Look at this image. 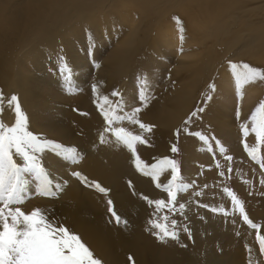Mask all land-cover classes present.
Here are the masks:
<instances>
[{"label":"bare ground","instance_id":"bare-ground-1","mask_svg":"<svg viewBox=\"0 0 264 264\" xmlns=\"http://www.w3.org/2000/svg\"><path fill=\"white\" fill-rule=\"evenodd\" d=\"M251 1L254 0H0V92L5 98L12 95L18 97L21 110L27 117L28 130L40 140L54 141L66 148L75 149L76 153L75 160L65 159L50 148L35 153L39 163L48 173V179L51 181L50 190L53 194L42 195L40 182L35 176L31 173H23L26 183L21 193L24 200L20 205L22 211L27 214L34 209H40L55 225H63L78 234L95 257L102 261V264H111L114 256L119 257L120 251L135 257L143 252L140 237L143 235L142 231H149L146 219L150 218V214L154 212V203L150 204L149 201H155L151 198L147 200L148 195L145 198L144 191L149 188L148 185H144L147 182L142 184L141 177H135L134 174L133 176L131 171L128 176L132 175L135 178L132 179L137 183H135L137 189L134 188L136 190L132 195L126 192L128 189L125 186L120 185L122 182L118 183L120 176L122 177L127 171V169L124 170L122 162L129 149L122 143H118L111 131L107 133L106 128L101 130L99 126L102 124L98 127L94 126L100 121L93 111L85 117L73 115L70 109L71 99L68 103V100L62 99L60 93L58 94L60 85L68 86L70 81L60 82L61 80L57 79V77L61 78L60 73L54 75L55 78L52 76L55 72L54 64L62 62L60 55L66 53L69 62L74 64L76 70V66L80 67L81 65L78 64L82 62L81 59L75 60L77 55L71 48L72 39L79 40V35L86 30L95 34L96 39H98L97 36L101 38L100 34L106 33L105 31L109 29L106 26L110 25L113 29L110 36L114 38L120 32L122 35L119 41L111 43L112 49L103 58L101 71L98 72L94 84L96 89L101 90L102 96H107L109 99L113 92L122 87H124L122 91L125 88L129 91L131 83H128L126 77L130 70L140 66H150L156 70L159 61L166 60L171 64L169 59L176 57L175 68L171 71L170 79H178L176 81L180 82L173 83L171 88L167 91L165 89L166 92L160 97L157 93L153 99L148 98L147 102L139 107L140 111L136 113L140 123L151 125V130L145 131L139 127V124L129 120L123 126H119L141 135L146 143L149 138L153 140L152 136L158 138L157 133L156 136L153 135L156 131H162L159 136L167 134L166 136L169 137L166 138L171 140L172 128L191 113L189 111L196 96L192 88L196 84L190 88L189 82L199 83L210 72V57L199 54L196 46L200 44L203 47L204 43L211 40L208 43L212 45L213 51L218 50L214 53H218L221 59L225 57L235 64L243 60L248 62L249 59L254 58L252 51L259 47L256 45L264 38V0L261 5L257 4L258 6H252ZM190 7H195L202 16L203 23L198 25L197 30L205 33L203 38H194L190 35L188 42L184 37L181 40L182 35L187 36L185 31H181L184 27L169 25L173 18L168 19L166 17L168 15H164L175 13L179 16L177 18L182 19L186 13H189ZM138 11L141 15L136 13ZM147 16L151 18L150 22L142 19ZM145 21L148 23L143 29L140 25ZM109 34L110 32H107L103 36L110 37ZM228 53L230 55H227ZM159 58L160 60L157 61ZM220 62L221 60L214 62V65L221 69L217 72V80L215 79L217 89L211 102L217 104L218 111L224 109L222 101L227 100L228 97L229 100H233L232 96L236 91L233 69L228 71L230 67L220 65ZM252 62L250 63L257 64L253 60ZM44 70L45 74L42 72ZM30 72L41 75V79L35 80ZM151 77L153 76L147 79ZM70 78L74 84L75 77ZM184 79L188 81V83L186 81L187 84L182 81ZM258 82L243 86L242 91L246 100L243 110L252 109L251 107L264 97V81ZM105 92L107 93L104 94ZM126 94L129 92H122L121 98H126ZM87 98L80 97L77 100L80 109L84 110V107L88 106ZM70 114L73 120L71 123L74 126L68 123ZM211 116L203 117L210 119L209 126L213 127L210 128L211 130L217 128V130L226 131L232 137L236 134L233 130V117L230 114L218 112L216 116ZM0 120L8 126H12L15 121L14 109L9 108L6 99L0 107ZM163 131L169 133H163ZM158 140L154 139L151 146H147V150L156 149L157 156L164 154L167 144L160 147L157 143L160 140ZM142 145L144 144L135 145L136 156L134 157H138L139 162L145 166L151 163L152 156L149 153L148 160L142 154ZM179 145L181 146L180 143ZM183 147V159L186 160L187 156L192 155L195 147L190 143L185 145L184 142ZM14 158L18 163H23L19 157ZM128 162L131 164V160L128 159ZM125 163H127L126 160ZM74 173H80L86 180L82 181ZM124 177L126 178L127 175L123 176L121 181ZM93 182L107 189V193L98 197L93 191L96 188H92V191L86 190V185L90 186ZM148 191L150 193V189ZM27 197L30 199L26 200ZM109 200L112 201L113 211L121 218V223H117L109 211ZM210 223L200 228L195 226L197 230L192 231L196 232L197 236L204 234L203 232L213 233L219 230L214 229L213 224L210 225ZM244 233L246 235V232ZM235 235H232L235 239L233 242L235 258L229 259L228 263L251 264V258L254 259L255 256L244 245L248 243L247 237L242 234H240L241 237ZM198 240L202 243L198 242L201 244L191 255L190 260L193 261L190 264L222 261L216 257V254L214 256L212 251L210 252L211 248L208 242L204 241L205 239L198 238ZM115 247L117 248L113 253ZM162 257L163 255L157 259L152 258L148 262L145 259L143 262L136 259L134 262L135 264H162Z\"/></svg>","mask_w":264,"mask_h":264},{"label":"rangeland","instance_id":"rangeland-1","mask_svg":"<svg viewBox=\"0 0 264 264\" xmlns=\"http://www.w3.org/2000/svg\"><path fill=\"white\" fill-rule=\"evenodd\" d=\"M250 4L252 6H255L257 4L261 5L262 0H254L251 1ZM188 11L189 13H186L184 17H182L183 20L181 18H178L179 23H177V20L174 19L176 15L175 13L172 14L168 13L165 14L164 16L168 15L166 16L168 17V19L173 18V21L171 20L169 22L170 23L169 25H179V26L182 25L185 28V29L183 28L184 29L183 31H185L184 32L185 34L187 33L186 34L187 36H183V35L182 36L186 38V40L189 42L191 36L194 38H198V37L203 38L205 32L204 31L199 32L197 30L198 25L200 23H203L202 21L203 18L199 14L198 10L195 7H190ZM136 13L141 15L140 11ZM177 17L179 16L176 15V18ZM142 19L148 20V22H150L151 18L147 16V17H142ZM194 19L198 21L196 22ZM192 20L195 25L191 23ZM148 22L145 21L143 22L144 24L142 23V25L140 26H143L142 28L144 29V25H146ZM209 26L210 28H212L211 25ZM106 28H109L105 31L106 33H103L102 35L100 34V36H102L101 37L102 39L99 36H97L98 39H96L95 38L96 36L94 37L95 34L93 35V33H91L90 30H86L83 32V34H80L79 35L80 37H78L79 40L77 38L72 39L73 45L71 44L72 45L71 48H73L72 50L74 51V54L77 55L75 60L81 59L80 61L82 63L78 64L81 66L79 67L75 65L76 66V70H75L74 64L69 62V58L67 57V54L63 53V55L62 54L60 55L62 62L60 63L58 62L57 64H54L55 67L54 66L53 67L55 72L52 73V76L54 78H55L54 75L58 73L61 74L60 75L61 78L57 77L58 80H61L60 82L65 83L70 81L68 86L65 85L64 87L63 85H60L58 94L60 93L59 95L62 96V99L68 100V103H69V99H71L70 109L73 115L77 117H85L89 112L93 111V113L97 116L98 121H100V123L96 122L94 126L98 127L100 124H102L99 126L101 130L105 128L109 129V127L118 128L119 126H123L124 124H126L128 121L127 119H124L122 121H116L111 126H109L104 119L102 110L99 108V105L103 103L102 102L103 93L101 92L100 89H96L95 92L93 91L95 78L98 75V72L101 71L100 69L102 68L101 64L103 58L112 49L111 43L117 40L119 41L122 35L120 32L119 34L116 35V37L113 38V36H110L112 35V31H113V29H111L112 27L110 25H107ZM212 30L213 29H211V31ZM107 32L108 33L110 32L109 36L111 38L103 36L104 34H107ZM261 40L262 41L261 42L259 41V43L260 44L262 43V45H259V43L258 45H256L257 47L262 46L261 49H259L258 47L256 49L257 51L256 50L252 51L254 53V58L249 59L250 61L248 60V62L246 60H245L246 62L243 60L239 62L240 64L237 63V65H242L247 63L252 67L264 69V48H263L264 38ZM209 41L211 40H208L206 43H204L203 47H201L199 43H198L199 45L196 46V48L199 49L198 51L199 54L210 57L211 63H210L209 74L204 76L199 83L189 82L190 88L196 84V86L192 88L194 90L192 92H194L196 96H194V100H193L194 102L191 105V109H190L191 111H189L191 113L187 114L186 117H184L178 124H176L174 128H172L170 132L172 136L171 140H168L166 138L169 137L166 136L167 134L162 135V137L159 136L162 134V131L154 132L153 135L157 133L156 135L158 138L152 136L153 140L154 139L158 140L159 137H161L159 139L160 141L158 140L159 142H157L159 143L160 147L163 144L167 143L164 154L162 155L159 154L157 156L156 149L147 150L148 149L147 146L148 145L151 146V143L153 141L152 139L149 138L147 139L148 144L144 143V145H142L141 152L145 157H147L148 160H149V153L151 154L152 156L151 163L145 164L144 166L141 162H139L140 168L138 169L135 165L136 158L134 157L133 153L130 152V150L126 152L125 154L126 158H124V161L122 162L124 163L123 164L125 168L124 170L127 169V171H125L127 173L124 172L125 174L123 173L122 177L120 176L118 183L122 182L120 183V185H123L126 187V189H128L126 191L124 190L125 189L124 187L123 189L124 191L132 195L133 191L137 189V187L135 186L136 181H134L135 178L132 177V175L134 174L135 177L138 178L141 177L140 180L142 184H144V182H147V184H144V185H148L147 187H149L144 191V193H146L144 194L145 198L147 197V195L149 197L146 198L147 200L150 198L155 201L159 199H163L165 200L166 204L168 203V194L164 190V186L167 185V183L171 180V170L166 169L156 179H153L152 175L145 173L146 172L151 173L152 166L159 164L160 161H162L165 157H167L170 160L176 161L179 166V179L176 181L177 188L174 189L176 191L175 202L174 204L165 207L160 212H157L156 206L154 204L153 211L155 213L153 212V214H150L149 216L150 218L146 219L148 223L145 221L146 226L149 228V231L148 232L142 231L143 235L140 237L144 251L141 252L136 257L131 255L134 261L138 259L136 261L143 262L144 261L143 259H145L146 262H148L152 258L157 259L161 255H163L162 264H190L192 263L191 261H193L190 260L191 255L194 254L196 248H198L202 243L200 240H198L199 238L201 240L205 239L204 241L208 242L207 244H209V247L211 248L209 249L210 252L212 251L214 256L216 254V257L222 260L219 263L211 262L208 264H229L228 263L229 259L235 258V246L233 243L235 239H233L232 235L236 234L237 237H241L242 235L247 237L249 244L247 243L244 245L246 248H249L250 253L254 254L255 256L254 259L251 258L252 260L251 264H264V254L260 252V247L257 240L258 234L264 236V141L257 140L255 133L251 132L250 120H249L251 113L254 111L256 106H258V104L262 100H264V97L260 98V101L257 102L258 104L256 103L251 107L252 109L247 110L248 112L246 110H243V107L245 106L244 104L246 102L245 94L242 91V98L244 97L243 100H245L243 103L242 98L237 95V89L233 93L232 96L233 100L232 99L229 100L230 98L228 97L227 100L229 101L227 100L222 101V104L224 106V109H221L222 111L221 110L218 111L216 103L213 102L214 105H212L213 103L211 102L214 99V95L217 89V86H215L217 80V74H218L217 72L219 71L218 69H221L218 68L217 65H214V62H219V60H221L220 65H226V67H230V64H235V63L232 62L231 60H227V58L225 59V57L221 59L218 53H214L218 50L213 51L212 45H209L208 43ZM133 47H135V45ZM155 49L157 48L155 47ZM227 55L230 54L228 53ZM159 60L160 58L157 59V61ZM252 60L257 62V64H251L253 63ZM169 61H171L172 63L171 64L169 62L167 63L166 60L165 62L159 61L160 62V63L158 62L159 69L157 68L156 70L150 66H140L137 67L135 70L132 69L129 72H127L126 79L129 84L131 83V88L129 89V91H126L125 88L124 91L129 92V94H126V98L122 99L121 93L124 92L122 91L124 87H122V89H118L116 91L118 93L121 91L119 93L120 96L117 95L116 97L112 95L113 97L111 96V98H109L110 99L109 101L111 102V107L115 108V112L117 115L119 116L131 115L135 109L139 108L141 105H143V103L147 102L148 98L153 99L155 94L157 93L159 94L160 97L164 92H166L171 88L173 83L176 84L180 82V81H176L178 79H173V80L170 79L172 75L171 71L175 68L174 63L176 61V57H171ZM65 65L68 68L67 72L64 71ZM72 65H73V69H72ZM230 69L232 70V68L230 67L228 71H230ZM240 70H241L240 68L236 69V71H240ZM42 72H44L43 74H45V70ZM30 73L32 74V77L35 78V80H38L41 76L35 74L34 72H30ZM149 76H153V77L147 79V77ZM70 77L72 78L75 77L76 82L74 84H72ZM182 81L186 83L187 80L184 79ZM210 85H214L215 86L214 89L211 88ZM141 91H143L145 97H147L146 101L141 100L140 98ZM106 93L107 92H105L104 94ZM80 97L90 98V99L87 98L89 107L88 106L84 107L85 108L84 110L80 109L79 104H77L78 103L77 100ZM159 97H155V98H159ZM108 107H110V105H105V108ZM237 108H239V112H240L239 118H237L236 115ZM199 109H203V111H199ZM193 112L196 113L195 116L192 115ZM218 112H225L233 117L232 120L233 130L236 131V134L233 137L229 135L226 131L217 130V128L215 130H211L210 128L213 127L209 126V124H211L209 121L210 119L207 120L206 118H203V117H212L211 115L216 116V113ZM69 122H70L69 125L74 126L71 123L73 122L71 114L68 117V123ZM243 124L249 125V132L247 136H245L243 131L241 130V125ZM106 132L110 133V130H106ZM163 133H169V132L163 131ZM201 135L206 137L207 139L201 140L200 139ZM183 142L185 145L190 143L192 144V146L195 147L192 155L187 156L188 159L186 158V160L183 159V155H184ZM179 143L181 144V146L179 145ZM245 145H247V148L245 147ZM173 147L177 149L176 152L172 151ZM253 148L256 149L255 159H253L252 155H250V152ZM131 155L134 159L131 157ZM128 159L129 161L131 160V164L130 162H128ZM125 160L127 163H125ZM190 165L192 167H190ZM190 170H192V172H190ZM130 172L132 175L128 176ZM126 175L127 177L126 178L124 177V179H122L121 181V178H123V176ZM205 177L208 178L205 179ZM157 183H160L161 187H157ZM86 187H87L86 190L88 191H92V188H95L92 186L90 187L88 185H86ZM149 189H150V193L148 191ZM93 191L95 193L94 192L92 193H94V195L96 194L95 196L98 197H101L105 194L101 192L99 193V191L96 189L95 190L93 189ZM233 196L243 204L244 213L249 217V219L252 222L260 225L259 229H254L247 222H245L242 214L239 211V207L233 202ZM28 198L29 197H27L26 200H28ZM22 201L24 202V200ZM20 205H22V202L17 205H13L12 207H20ZM180 205H183L184 207L181 209ZM163 215L168 216L169 223L172 220L176 221V227H175L176 239H172L169 237L166 238L164 241H161L157 238L156 235L153 234V232H155L156 230L151 227L150 221L159 220V217ZM189 215L192 217L194 216L193 220L191 219L192 217H188ZM208 223H210V225L213 224L212 226H214V229H219V230H215L213 233L203 232L204 234L201 235L198 234L197 236H196L197 233L192 231L193 229L196 228L195 226H197V228H200V227H204L205 225H208ZM240 226H243L248 230L246 231L244 230L245 228L243 229ZM243 231L246 232V235ZM196 237L198 238L196 239ZM199 241L201 243H198ZM195 245L197 246L195 247ZM192 246L194 247V249ZM117 247L113 249V253L116 251ZM128 257H129V253L126 254L120 251L119 257L114 256L111 264L132 263L131 261H129Z\"/></svg>","mask_w":264,"mask_h":264},{"label":"snow or ice","instance_id":"snow-or-ice-1","mask_svg":"<svg viewBox=\"0 0 264 264\" xmlns=\"http://www.w3.org/2000/svg\"><path fill=\"white\" fill-rule=\"evenodd\" d=\"M179 23L178 18L174 17ZM181 31L183 29L181 28ZM183 40V36H181ZM235 77L237 95L242 98V89L246 84L255 83L256 81H264V69L252 67L245 63L242 65L230 64ZM240 68V71H236ZM64 71L68 68L65 65ZM214 89V85H210ZM93 91H96V86L93 85ZM113 96L119 95L118 92H113ZM141 100H147L143 91L140 94ZM210 98V97H209ZM6 102L9 108L14 109L15 121L12 126L6 125L0 120V264H102V261L95 257L89 247L81 240L80 236L63 225H55L51 222L40 209H34L30 213H25L19 207H12L22 202L21 193L24 191L23 173H31L40 182L41 194L52 195L50 190L51 181L48 179V173L45 168L39 163L35 153L43 152L44 149L50 148L53 152L64 156L65 159L75 160V149L66 148L63 145L51 140H40L36 135L28 130L27 117L21 110L18 102V97L12 95L5 98L0 92V107ZM105 105L110 107L105 108ZM106 123L111 126L116 121L124 119L132 123L139 124L141 129L150 131L152 126L140 123L136 118V113L140 111L135 109L129 116H119L115 112V108L111 107V102L108 97H103V103L99 105ZM203 111V109H199ZM196 115L195 112L192 113ZM237 118L240 116L239 108L236 112ZM251 132L255 133L257 140L264 141V100H262L249 117ZM116 137L118 143L125 145L134 156H136L135 145L137 143H146L145 139L134 134L123 127L109 129ZM241 130L247 136L249 125H241ZM199 135V134H197ZM201 140H206L204 136H200ZM103 142V139H102ZM247 148V145H245ZM176 152L175 147L172 148ZM256 149L253 148L250 152L255 159ZM14 157H19L23 162L18 163ZM136 167L140 168L139 158L136 157ZM166 169L171 170V180L164 186V190L168 194V203L165 200L159 199L149 201L154 203L157 212L162 211L165 207L174 204L177 188L176 181L179 179V166L174 160L165 157L159 164L152 166L151 173L146 172L156 179ZM82 181L86 178L80 173H74ZM99 192L107 193V189L101 187L98 183L93 182L92 185ZM157 187H161L157 183ZM231 195V193H230ZM233 202L239 207V211L252 228L259 229L260 225L252 222L244 213L243 204L233 196ZM109 211L117 223H121V218L113 211L111 207L112 201H108ZM184 206L180 205L182 209ZM171 210V209H169ZM126 223V221H124ZM151 227L156 231L154 235L161 241L166 238L176 239V221L172 220L169 223L167 215L159 217V220L150 221ZM257 240L260 247V252L264 254V236L257 235ZM129 261L135 264L133 257L129 255Z\"/></svg>","mask_w":264,"mask_h":264}]
</instances>
